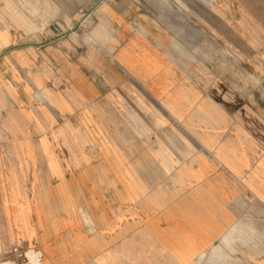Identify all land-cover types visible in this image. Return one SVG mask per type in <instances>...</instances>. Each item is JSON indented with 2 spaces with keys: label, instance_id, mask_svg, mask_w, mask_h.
I'll list each match as a JSON object with an SVG mask.
<instances>
[{
  "label": "crops",
  "instance_id": "obj_1",
  "mask_svg": "<svg viewBox=\"0 0 264 264\" xmlns=\"http://www.w3.org/2000/svg\"><path fill=\"white\" fill-rule=\"evenodd\" d=\"M259 3L246 15L244 34L235 36L245 72L261 74L253 83L261 98L228 95L221 104L238 115L212 106L215 119L206 131L203 102L174 118L198 129L196 150L182 147L179 161L172 146L155 141L156 114L142 112L139 97L125 96L119 68L86 63L82 48L69 57L56 34L23 47L8 30L0 34V112L11 110L12 154L0 164V261L19 241L39 252L42 264H231L238 247L259 248L254 237L264 238V223H253L256 211L264 216L257 206H264V0ZM147 84L153 90L160 82ZM149 92L155 107L156 93ZM172 93L171 87L165 95ZM173 94L184 110L183 92ZM238 118L248 133L232 129Z\"/></svg>",
  "mask_w": 264,
  "mask_h": 264
},
{
  "label": "rangeland",
  "instance_id": "obj_2",
  "mask_svg": "<svg viewBox=\"0 0 264 264\" xmlns=\"http://www.w3.org/2000/svg\"><path fill=\"white\" fill-rule=\"evenodd\" d=\"M260 1L262 0H0V34L3 37L8 30L17 36L16 46L23 47L42 43V36L49 38L54 34V26L64 28L63 33H56V42L72 51L68 52L69 57L73 58L78 54L77 48H82L85 49L86 63H103L114 69L119 68L125 76V83H129L124 89L125 96L139 97V102L142 103L137 105L139 109L156 114V119H152L150 123L151 128L156 131L155 141L159 145L172 146L177 151L173 152L174 158L179 161V150L182 147L184 149L187 145H194L190 148L196 150L198 129L196 125H190L187 129L184 123L174 118L180 117L182 113L183 116L191 115L201 106L198 103L203 102L206 131L209 120L215 119L212 106H218L221 113L233 115L231 117L238 115L239 110L221 104L224 101L228 103V95L236 96L238 101L249 100L250 96L253 99L261 98L263 90L253 85L261 74L245 72L244 47L235 36L244 34L245 25L249 26L245 22L246 15L250 18L251 9L254 6L260 7ZM253 33H256L255 29ZM28 34L34 39L28 41ZM96 52H99V57L95 55ZM121 67H124L125 72ZM198 68H204L205 71L198 72ZM111 75L109 74V81L112 80ZM251 76L254 77L252 81ZM150 81L160 84L156 89L150 90L147 84ZM166 87H170L167 88L169 91L172 87L176 94L183 92L187 98L184 110L181 103L175 101L173 93L165 95L168 91L165 90ZM149 91L156 93L155 107L148 103ZM179 101L182 102L181 99ZM10 111L6 114L0 112L2 167L4 161L10 162L12 157L9 152L11 141L6 135V116ZM165 116L168 120H165ZM151 118L154 116L151 115ZM243 118H238L232 129L248 133V126H244ZM146 124L148 125V121ZM256 140L260 142L257 137L252 140L254 145L259 144ZM184 154L187 155L186 152ZM2 167L0 176L4 171ZM4 188V185H0V193L4 192ZM257 206H261L264 212V206ZM255 213L258 216L253 217V223H264V216L260 217L258 211ZM243 222L244 218L241 217L238 223ZM254 239L259 248L250 252L238 247L235 249L238 252L230 254L228 262L264 264V238ZM26 252H36L41 256L19 241L2 257L0 264L10 261L22 264V255Z\"/></svg>",
  "mask_w": 264,
  "mask_h": 264
},
{
  "label": "bare ground",
  "instance_id": "obj_3",
  "mask_svg": "<svg viewBox=\"0 0 264 264\" xmlns=\"http://www.w3.org/2000/svg\"><path fill=\"white\" fill-rule=\"evenodd\" d=\"M87 18V16H86ZM55 30L58 31V33H63L64 32V28H62L61 26H57V28L54 26ZM53 31V30H52ZM54 32V31H53ZM54 34H56L54 32ZM23 257V262L22 264H42L41 262V256L37 255L36 252H26V253H23L22 255ZM3 264H16L15 262L13 261H10V263H3Z\"/></svg>",
  "mask_w": 264,
  "mask_h": 264
},
{
  "label": "water",
  "instance_id": "obj_4",
  "mask_svg": "<svg viewBox=\"0 0 264 264\" xmlns=\"http://www.w3.org/2000/svg\"><path fill=\"white\" fill-rule=\"evenodd\" d=\"M53 31H54L55 33H58V31H57V30H55V28H53Z\"/></svg>",
  "mask_w": 264,
  "mask_h": 264
},
{
  "label": "built area",
  "instance_id": "obj_5",
  "mask_svg": "<svg viewBox=\"0 0 264 264\" xmlns=\"http://www.w3.org/2000/svg\"><path fill=\"white\" fill-rule=\"evenodd\" d=\"M16 251V250H15Z\"/></svg>",
  "mask_w": 264,
  "mask_h": 264
}]
</instances>
